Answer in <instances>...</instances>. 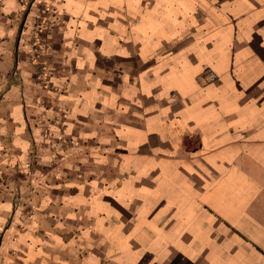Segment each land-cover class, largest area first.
Here are the masks:
<instances>
[{
    "label": "crops",
    "instance_id": "0c3cea01",
    "mask_svg": "<svg viewBox=\"0 0 264 264\" xmlns=\"http://www.w3.org/2000/svg\"><path fill=\"white\" fill-rule=\"evenodd\" d=\"M0 264H264V0H0Z\"/></svg>",
    "mask_w": 264,
    "mask_h": 264
},
{
    "label": "built area",
    "instance_id": "2783aa9c",
    "mask_svg": "<svg viewBox=\"0 0 264 264\" xmlns=\"http://www.w3.org/2000/svg\"><path fill=\"white\" fill-rule=\"evenodd\" d=\"M43 29H45L44 32H43ZM36 31H37V33L34 35L33 44H34V51L36 52L37 55H39V52L41 49H43V47L44 48L48 47L49 43H48L47 39L54 32V26L53 25H48V26L47 25L46 26L40 25L36 28ZM40 31H42V33L46 34L44 38H43L42 34L38 37ZM208 76H209L210 81H215L217 79L216 74L213 72H209ZM57 140H58V142L63 143L66 146H75V144H76L78 150L82 151V147L79 146L77 142L76 143L73 142V139H67V138L63 137L62 135H59L57 137ZM56 160L58 163L61 160V158L59 156H57Z\"/></svg>",
    "mask_w": 264,
    "mask_h": 264
}]
</instances>
